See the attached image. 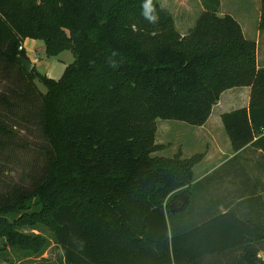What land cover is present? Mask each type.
<instances>
[{
  "label": "trees",
  "instance_id": "trees-1",
  "mask_svg": "<svg viewBox=\"0 0 264 264\" xmlns=\"http://www.w3.org/2000/svg\"><path fill=\"white\" fill-rule=\"evenodd\" d=\"M208 1L183 36L156 0H0V77L9 82L0 145L41 158L30 187L0 195V243L40 255L47 239L22 229L42 226L65 264H264V224L230 212L191 222L205 153L152 156L165 149L158 119L204 126L221 95L241 87L251 89L249 108L222 115L224 129L235 152L251 145L264 154L257 43L219 15L220 0ZM27 39L75 60L59 80L35 65L28 72L18 60H29ZM31 128L42 145L29 141Z\"/></svg>",
  "mask_w": 264,
  "mask_h": 264
},
{
  "label": "crops",
  "instance_id": "crops-1",
  "mask_svg": "<svg viewBox=\"0 0 264 264\" xmlns=\"http://www.w3.org/2000/svg\"><path fill=\"white\" fill-rule=\"evenodd\" d=\"M204 6L205 4L202 3L201 13L205 10ZM222 6L223 2L220 0L218 13L221 16L226 15L221 12ZM232 17L242 26L245 37L257 43V66L259 69H264V31L258 29L260 15L256 21L257 25L254 23L253 26L244 24L235 15ZM23 47L29 60L33 59L38 51L45 50L43 43L32 39H27ZM66 67V65L62 66L61 73ZM44 75L56 79L51 71ZM250 94L251 89L249 87L225 91L218 104L214 106L207 123L193 129V143L197 150L193 154H187L182 149L185 153L182 152L183 158H190L200 153L206 155L204 160L194 168L192 188L198 187L201 195L199 205L191 219L192 223L202 224L217 215L230 212L243 221L264 224V154L262 150L251 145L235 152L221 119L222 115L226 113L249 108ZM167 127H170V124L163 127L164 132H166ZM158 138L159 129L156 140ZM156 143L164 145L158 141ZM175 154L156 156L173 157ZM182 207L183 203L180 204L179 209L181 210Z\"/></svg>",
  "mask_w": 264,
  "mask_h": 264
},
{
  "label": "rangeland",
  "instance_id": "rangeland-1",
  "mask_svg": "<svg viewBox=\"0 0 264 264\" xmlns=\"http://www.w3.org/2000/svg\"><path fill=\"white\" fill-rule=\"evenodd\" d=\"M161 8L170 12L173 17L175 27L181 35L188 34L193 28L199 14L202 11V3L209 2L208 0H156ZM223 6L221 12L235 15L244 24L253 26L260 15V0H222ZM247 25V26H248ZM257 25V23H256ZM252 38V37H251ZM251 40V39H250ZM42 43V42H40ZM35 57L31 59L36 69L45 74L51 71L53 76L59 80L63 73L60 69L62 66H69L75 60L71 51H64L58 56H48L45 50L38 51ZM37 58V62L34 59ZM48 77V76H47ZM38 89L42 93H46L47 89L40 82H36ZM9 85L8 79L0 77V92L5 90ZM167 124L166 132L163 129ZM159 129L158 143H163L165 149L154 153L153 155H172L179 151L193 154L196 145L193 143L194 133L192 126L182 122L157 120ZM29 131V141L35 145H42L43 141L36 128H31ZM161 132V133H160ZM4 147V149H2ZM200 149V147H197ZM183 149V151H182ZM183 152V154H185ZM37 162H41V158L33 153L32 149H16L11 146L0 145V195L7 193L8 190L14 186L30 187L32 184L31 177L36 174ZM201 192L198 187L193 189V200L189 208L188 215H191L199 205ZM180 202L175 203V209L180 212ZM178 218V214L174 213L171 216V223L173 224ZM22 232L25 234H40L48 241V246L45 251L40 255L32 254L31 252L24 251L19 247L2 241L0 243V264H65L63 252L59 246L55 244L53 233L45 227L39 228H24Z\"/></svg>",
  "mask_w": 264,
  "mask_h": 264
},
{
  "label": "water",
  "instance_id": "water-1",
  "mask_svg": "<svg viewBox=\"0 0 264 264\" xmlns=\"http://www.w3.org/2000/svg\"><path fill=\"white\" fill-rule=\"evenodd\" d=\"M18 60L26 71L30 72L33 69L34 64L30 60L23 57H19Z\"/></svg>",
  "mask_w": 264,
  "mask_h": 264
},
{
  "label": "built area",
  "instance_id": "built-area-1",
  "mask_svg": "<svg viewBox=\"0 0 264 264\" xmlns=\"http://www.w3.org/2000/svg\"><path fill=\"white\" fill-rule=\"evenodd\" d=\"M24 49V47L23 46H21L20 47V50H23ZM38 60H37V58L36 59H34V62L36 63Z\"/></svg>",
  "mask_w": 264,
  "mask_h": 264
},
{
  "label": "clouds",
  "instance_id": "clouds-1",
  "mask_svg": "<svg viewBox=\"0 0 264 264\" xmlns=\"http://www.w3.org/2000/svg\"><path fill=\"white\" fill-rule=\"evenodd\" d=\"M153 21L155 20V17L151 18Z\"/></svg>",
  "mask_w": 264,
  "mask_h": 264
}]
</instances>
